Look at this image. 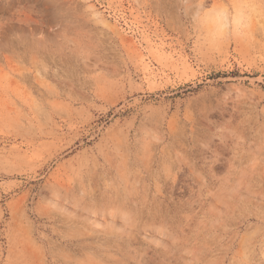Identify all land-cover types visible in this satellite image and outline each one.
<instances>
[{
  "label": "rangeland",
  "instance_id": "rangeland-1",
  "mask_svg": "<svg viewBox=\"0 0 264 264\" xmlns=\"http://www.w3.org/2000/svg\"><path fill=\"white\" fill-rule=\"evenodd\" d=\"M0 264H264V0H0Z\"/></svg>",
  "mask_w": 264,
  "mask_h": 264
}]
</instances>
